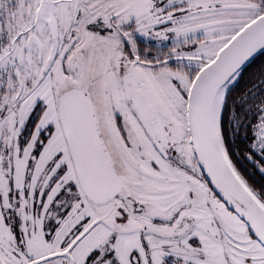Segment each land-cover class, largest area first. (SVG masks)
<instances>
[{
    "label": "snow or ice",
    "instance_id": "obj_1",
    "mask_svg": "<svg viewBox=\"0 0 264 264\" xmlns=\"http://www.w3.org/2000/svg\"><path fill=\"white\" fill-rule=\"evenodd\" d=\"M0 264H264V0H0Z\"/></svg>",
    "mask_w": 264,
    "mask_h": 264
}]
</instances>
